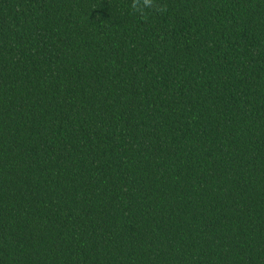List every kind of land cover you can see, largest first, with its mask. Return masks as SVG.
Listing matches in <instances>:
<instances>
[{"label":"trees","instance_id":"obj_1","mask_svg":"<svg viewBox=\"0 0 264 264\" xmlns=\"http://www.w3.org/2000/svg\"><path fill=\"white\" fill-rule=\"evenodd\" d=\"M156 5L0 0V264H264V0Z\"/></svg>","mask_w":264,"mask_h":264},{"label":"clouds","instance_id":"obj_2","mask_svg":"<svg viewBox=\"0 0 264 264\" xmlns=\"http://www.w3.org/2000/svg\"><path fill=\"white\" fill-rule=\"evenodd\" d=\"M156 7V0H131L132 12L141 16H144L148 10ZM159 10L163 11V8Z\"/></svg>","mask_w":264,"mask_h":264}]
</instances>
